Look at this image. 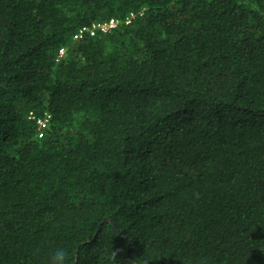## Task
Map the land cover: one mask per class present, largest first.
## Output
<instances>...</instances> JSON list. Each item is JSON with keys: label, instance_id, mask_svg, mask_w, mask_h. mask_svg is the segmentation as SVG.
Segmentation results:
<instances>
[{"label": "trees", "instance_id": "obj_1", "mask_svg": "<svg viewBox=\"0 0 264 264\" xmlns=\"http://www.w3.org/2000/svg\"><path fill=\"white\" fill-rule=\"evenodd\" d=\"M58 247L264 264V0H0V264Z\"/></svg>", "mask_w": 264, "mask_h": 264}, {"label": "built area", "instance_id": "obj_2", "mask_svg": "<svg viewBox=\"0 0 264 264\" xmlns=\"http://www.w3.org/2000/svg\"><path fill=\"white\" fill-rule=\"evenodd\" d=\"M117 25H118V21L117 20H113V19L110 20L107 23H104V24L92 25L90 28L81 29L77 33V35L74 37V39L80 38L86 33H88L90 36H94V34L96 32L106 33L109 30H111L114 27H116ZM61 54H63L62 51H61ZM37 125L39 126V129H42L44 127V125H45V122L44 121H37ZM39 137H41V133H40Z\"/></svg>", "mask_w": 264, "mask_h": 264}, {"label": "clouds", "instance_id": "obj_3", "mask_svg": "<svg viewBox=\"0 0 264 264\" xmlns=\"http://www.w3.org/2000/svg\"><path fill=\"white\" fill-rule=\"evenodd\" d=\"M120 251V249H114L111 253V258L115 260ZM68 259V250L64 247H58L51 252L48 264H68Z\"/></svg>", "mask_w": 264, "mask_h": 264}]
</instances>
